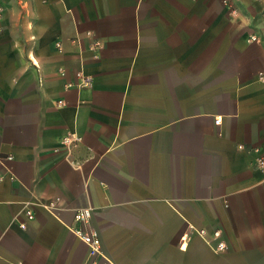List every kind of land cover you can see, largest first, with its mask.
<instances>
[{"label":"crops","instance_id":"crops-1","mask_svg":"<svg viewBox=\"0 0 264 264\" xmlns=\"http://www.w3.org/2000/svg\"><path fill=\"white\" fill-rule=\"evenodd\" d=\"M0 3V264H264L260 3Z\"/></svg>","mask_w":264,"mask_h":264},{"label":"built area","instance_id":"built-area-1","mask_svg":"<svg viewBox=\"0 0 264 264\" xmlns=\"http://www.w3.org/2000/svg\"><path fill=\"white\" fill-rule=\"evenodd\" d=\"M254 1L261 4V12H262V16H264V0H254ZM225 4L228 6L230 14H232L234 12L232 6L228 4V2H225ZM2 14H3V6L0 3V20L2 18ZM255 39L256 38L254 36L250 37V40L255 41ZM81 84H89V80H83ZM58 103L61 104L62 102L59 101ZM216 122H218V120H216ZM78 141H79V138L76 135L67 136L63 139L64 143H75L76 144V142ZM10 159L11 157H7L5 159L0 158V163L6 160H10ZM255 165L258 169L264 171V158H258L255 162ZM44 208L52 212L54 209V205L50 203V204L45 205ZM25 215H26L27 220H31L33 218V214L29 210L25 212ZM90 216H91V211L89 208L77 210L74 214V221L77 223H80L82 227L81 228H69V230L74 234L76 238H78L83 244H85L88 247L90 255L95 256L99 254L100 252V239L98 237L96 230L88 226ZM19 228L25 229L26 224L24 222H21L19 224ZM194 233H196L213 252L217 253V252L224 251L226 249L225 243L219 240L220 234L218 231L213 233V238L215 240L214 243L208 240L206 233L203 230L195 231ZM183 239H186V236Z\"/></svg>","mask_w":264,"mask_h":264}]
</instances>
